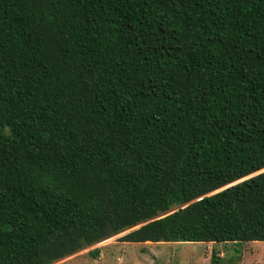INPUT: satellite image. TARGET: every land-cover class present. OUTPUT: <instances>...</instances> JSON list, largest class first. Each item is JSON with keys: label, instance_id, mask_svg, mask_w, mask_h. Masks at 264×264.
<instances>
[{"label": "trees", "instance_id": "1", "mask_svg": "<svg viewBox=\"0 0 264 264\" xmlns=\"http://www.w3.org/2000/svg\"><path fill=\"white\" fill-rule=\"evenodd\" d=\"M119 233L264 241V0H0V264Z\"/></svg>", "mask_w": 264, "mask_h": 264}, {"label": "rangeland", "instance_id": "2", "mask_svg": "<svg viewBox=\"0 0 264 264\" xmlns=\"http://www.w3.org/2000/svg\"><path fill=\"white\" fill-rule=\"evenodd\" d=\"M122 233L50 264H209L211 250L220 257V264H264V241L128 243L118 240ZM94 249L95 256L90 252Z\"/></svg>", "mask_w": 264, "mask_h": 264}]
</instances>
